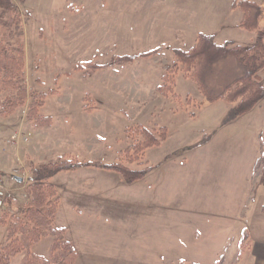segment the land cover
<instances>
[{"label": "rangeland", "instance_id": "obj_1", "mask_svg": "<svg viewBox=\"0 0 264 264\" xmlns=\"http://www.w3.org/2000/svg\"><path fill=\"white\" fill-rule=\"evenodd\" d=\"M232 1L13 0L25 33L22 42L28 86L36 91L56 88L57 94H48L40 109L42 115L52 117V126L34 127L26 120V107H22L14 114L15 125L6 127L0 136V168L24 163L10 175L0 170L4 183L14 192L13 201L0 213L23 210L32 167L70 157L91 163L114 162L129 143L123 132L126 126H165L168 137L160 147L146 151L151 170L139 183L164 182L169 187L171 202L180 203L175 206L178 212L171 214H176L189 234L192 227L203 226L211 217L217 226L208 239L212 249H217L214 258L209 253L203 254L204 260L190 255L188 233L178 253L197 264H212L219 256L221 264H257L253 251L255 246L258 249L256 239L251 251L242 255H238L237 243L242 229L249 226L255 228L264 245V216L258 218L256 211L264 200V168L252 170V163L264 151V99L220 128L229 104L206 102L182 73L175 85L180 99L156 91L161 74L173 61V50L189 48L198 32L215 35L219 44L250 46L254 42L255 33L239 26L241 13L230 9ZM252 1L264 8V0ZM154 48L158 49L156 56L136 64H114L91 74L72 70L77 63H105L113 55ZM219 66L227 71H216L213 78H207L214 91H220L242 72L233 61H221ZM67 72L69 77L64 75ZM260 76L264 84V73ZM199 104L202 107L197 110ZM85 107H91V112ZM189 111L198 119H190ZM14 134L17 137L13 139ZM209 137L208 143L199 144ZM184 158L188 161L183 164ZM98 171L108 172L95 167L62 172L52 179L62 199L55 226H64L69 220L66 210L71 204V189ZM13 175L23 180L18 183ZM4 242L5 226L0 224V243ZM51 242L46 236L30 252L46 257ZM22 256L14 257L11 264H19Z\"/></svg>", "mask_w": 264, "mask_h": 264}, {"label": "trees", "instance_id": "obj_2", "mask_svg": "<svg viewBox=\"0 0 264 264\" xmlns=\"http://www.w3.org/2000/svg\"><path fill=\"white\" fill-rule=\"evenodd\" d=\"M230 9L240 11L239 26L244 31L255 33L254 42L250 46L230 42L219 44L212 34L198 32L189 48L173 50V61L164 69L156 87L160 95L180 99V95L175 92V85L176 77L182 73L185 79L195 84L206 102L214 104L223 101L229 104L222 125L247 114L264 99V84L260 76L264 73V28L261 27L264 8L252 0H233ZM24 35L21 13L16 4L13 0H0V115L7 117L26 107L25 117L29 123L36 128L48 127L52 125L53 119L42 115L40 109L47 95L57 94V89L36 91L28 86L22 42ZM157 53L158 49L154 48L137 54L113 55L108 62L77 63L72 70L91 74L114 64H132ZM221 61H233L241 67L242 72L220 91H214L207 83V78H213L216 71H227L219 66ZM225 64L234 68L230 62ZM64 75L69 77L71 73ZM59 77L58 74L55 84ZM186 104L188 108L189 100H186ZM201 107L202 104H199L196 109L200 110ZM84 109L87 112L92 110L91 107ZM188 116L192 120L198 118L191 111ZM123 132L129 143L119 151L117 161L91 163L70 157L31 168L29 183L25 188L28 200L23 210L18 214L8 211L0 213V224L5 226V242L0 243V264H11V260L21 254L23 256L19 264H74L77 252L65 237L66 228L53 224L60 205V195L51 179L61 172L91 166L113 171L127 184L141 182L150 169L145 159L146 151L161 146L168 137V129L159 125L147 127L132 124L126 126ZM260 166L264 168V151L254 161L252 170L256 172ZM46 236L52 238L48 256L31 253V247ZM249 247V234L244 228L237 243L238 255H242ZM220 257L215 264H218ZM174 264H184V261L179 260Z\"/></svg>", "mask_w": 264, "mask_h": 264}, {"label": "crops", "instance_id": "obj_3", "mask_svg": "<svg viewBox=\"0 0 264 264\" xmlns=\"http://www.w3.org/2000/svg\"><path fill=\"white\" fill-rule=\"evenodd\" d=\"M213 36L216 41L215 35ZM154 56L156 54L148 58ZM148 58L139 59L132 64ZM15 113L7 117L0 115V136L5 133L6 127L15 125ZM227 125H222L220 128ZM210 139L211 137L206 138L199 144H206ZM0 143L3 144L2 140ZM146 161L149 163L148 160ZM187 161L184 158L183 164ZM253 164L254 162L252 167ZM23 165L24 163L8 169L0 168V170L10 175L13 170ZM148 165L150 169L145 178L151 170V164ZM93 168L91 166L80 167L70 172L73 173L80 169L89 171ZM115 174L118 175L113 171L94 172L90 179L87 177V182H83L76 188L73 187L72 193L67 189V192L71 193V204L67 205L69 209L66 210L69 220L66 225H58V227L66 228L65 237L76 249L77 258L74 264H174L179 260L184 261V264L187 263L186 261L191 262L189 261L191 259H185L178 253L186 241L185 235L188 232H186L184 223L176 218V214H171V212H178L175 206L180 203L171 202L169 187L162 184L164 182L153 183L151 181L146 185H141L139 182L122 184L119 182L122 181L120 176H115ZM12 177L18 183L23 180L20 176L13 175ZM52 179L51 183L57 189ZM262 187L264 189V185ZM263 201L261 200L259 208L255 209L259 213L258 218L264 216ZM61 202L60 196V205L56 215L61 209ZM171 205H173L172 208ZM192 228L190 234L188 233L191 250L189 254L194 257L198 256L200 260H204L203 254L206 253L211 254L212 257L217 255V249H212V243L208 240L212 238L213 230L215 234L217 229L212 217L209 221H205L203 226L198 225ZM244 228L247 229L250 240V247L247 250L251 251L255 245L253 240L256 239L258 249L255 246L253 251L257 255V264H264V245L260 244L263 240L260 238L258 240L259 235L254 227ZM217 260L212 264H215ZM193 264L197 263L194 261ZM218 264H221L220 259Z\"/></svg>", "mask_w": 264, "mask_h": 264}, {"label": "built area", "instance_id": "obj_4", "mask_svg": "<svg viewBox=\"0 0 264 264\" xmlns=\"http://www.w3.org/2000/svg\"><path fill=\"white\" fill-rule=\"evenodd\" d=\"M17 137V134L13 135V139ZM14 199V192L9 189L4 183L2 177L0 176V210L7 207L10 202Z\"/></svg>", "mask_w": 264, "mask_h": 264}]
</instances>
